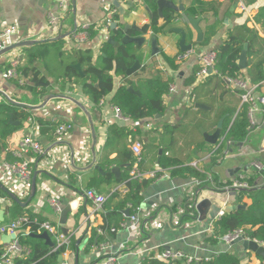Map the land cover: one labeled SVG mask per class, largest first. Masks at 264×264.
<instances>
[{"label":"crops","instance_id":"crops-1","mask_svg":"<svg viewBox=\"0 0 264 264\" xmlns=\"http://www.w3.org/2000/svg\"><path fill=\"white\" fill-rule=\"evenodd\" d=\"M66 1L69 3L68 10L63 12L60 2ZM127 1L0 0V29L9 26L16 28L13 45L24 42H43L40 45L47 46L58 44L60 53L58 56V52L55 51L49 58L36 59L31 65L28 61V52L34 46L15 48L0 55V74L13 59L19 64V72L25 68L29 70L33 68L38 74L33 91L28 90L27 80L21 78V74L22 84L16 80H3L0 76V105H8L12 102L28 107H39L32 110L24 109L29 112L34 126L37 127L35 139L44 151L53 148L50 153L34 161V169L37 165L38 171L36 194L26 207L20 206L24 209L23 213L37 215L60 230L59 214L51 203L59 202L60 210L75 203V211L68 213L63 225L71 241L66 252L61 255L63 264H99L106 256L116 257V264H140L147 256L152 254L157 256L165 252L177 253L194 260L211 259L226 252L237 254L240 262L248 258V264H264L263 260L253 253L243 252L240 245L230 246L223 240L213 244L208 241L210 223L207 226L206 223L222 208L225 192L217 187L202 188L204 182L198 180L171 178L167 170L162 171L167 175L166 179L151 180V184L157 186L169 183L171 188L167 190L168 192L181 189L182 193L171 195L165 204L161 193L158 194L157 200L155 195H150L145 190L142 204L147 207L143 208L141 205L138 212L139 224L136 228L126 226L128 220L123 214L124 218L116 225L108 226L105 223V217L118 203L117 200L109 202L110 196L114 194L121 196L126 193L125 183H119L117 179L125 173L126 168L128 169L129 164L122 162L121 157L124 150L130 151L132 139L120 140L113 136L109 147H106L110 126L123 129L129 135H133L135 141L141 143L139 162L143 173L161 171L158 167L160 157L158 152L165 151L166 155L180 159L183 166L192 167L202 176H207L211 186H215L214 182L231 183L237 175L248 172L255 179L250 189L264 187L263 179L250 165L253 162L264 165V112L260 100L264 98V82L259 86L247 85V89H254L253 99L256 110L251 118L248 117L250 128L247 138L241 143L242 146L228 141L216 150L219 141L215 145H210L204 140L203 134L211 135L215 132L219 123V119L216 121V116L221 110L226 111L225 117L220 120L221 127L226 118L230 120L228 124L230 127L241 111V106L246 103L242 102V95L237 93L240 89L234 88L225 81L222 82L215 73L207 75L209 78H198V73L195 76L200 57L214 51L225 42L229 33L245 26L257 34V38L250 37L251 50L247 51L244 69L246 77L252 65L264 56V44L259 42V40L264 41V29L254 21L258 9L264 7V0H256L253 3H249L248 0H173L176 6H182L184 10L191 6L200 9L198 15H201L202 21L199 27L203 31V40L201 43H196L195 32L187 21H184L183 14H179L177 22L167 27L165 32L156 35L159 50L157 55L152 54L149 42L152 37L151 30L145 35L129 31L132 37L144 35L146 42L140 50L141 69L124 80L136 83L148 79H160L173 87V92L168 91L163 97L164 115L138 122L131 119L122 120L115 114L112 100L123 85L122 77L113 79V91L105 96L99 105L92 104L82 91L81 84L73 86L61 81L64 66L75 63L78 53H89L92 56V63L98 65L101 57L105 56L102 51L104 44H107L110 37L115 36L110 30L111 23L135 25L139 29L150 25L151 19L143 7L130 15L126 14L124 19H111V15L117 13L113 3L125 5ZM240 4L244 5L247 11L241 12ZM49 13L58 18V28H48ZM158 25H163L162 19L158 20ZM84 26L88 27L87 30L82 28ZM175 28L187 31V43L196 44L195 52L180 51L179 36L169 34L170 29ZM84 33L86 35L80 36ZM54 39L58 42H50ZM112 48L115 51L118 47L113 45ZM163 57L168 58L171 63L165 61ZM31 74L33 72H30ZM193 77H195L194 83L185 86ZM49 97L52 98L41 107ZM197 104L203 108H197ZM198 121L205 123V126L199 130L201 139L195 131ZM67 122L72 124V131L60 139L56 138L54 128L57 123ZM167 127L173 128L174 131L167 133L165 131ZM29 131L30 126L22 124L15 134L0 143V185L12 192L14 189L11 190L5 183L14 180V177L4 175L1 172L2 166L6 159H10V154L19 149L21 140ZM221 133L220 129V135ZM169 140L172 141V146L166 145ZM233 148L241 149L246 161L240 164L222 165V160L228 155L227 151ZM132 158L135 160L133 156ZM235 159L237 160L238 157ZM246 166H249L248 169L243 171ZM114 168L119 170L118 177L111 172ZM237 168L241 171L232 174ZM130 171L131 169L128 172ZM109 174L112 176L106 180ZM87 190L106 199L96 211L85 196ZM198 191L199 194L195 196ZM19 200L24 203L26 198ZM203 200L210 201L211 206L206 220L201 223L197 221L198 213L194 207ZM10 201L6 193L4 196L0 194V227L10 224L16 217L17 211H12L16 205ZM250 203L251 199L246 194L237 195L230 206L241 205L246 208ZM189 204H193V211L191 206L187 207ZM121 223L124 224L120 227ZM110 228L115 230L111 231ZM4 236L8 235L0 233V246L3 250L12 240L5 243ZM79 239L81 243L77 245ZM186 240L192 243L190 245L184 243V249L165 250V247H169L173 241ZM140 251L143 253L137 255L136 253ZM77 254L78 258H76Z\"/></svg>","mask_w":264,"mask_h":264},{"label":"trees","instance_id":"trees-1","mask_svg":"<svg viewBox=\"0 0 264 264\" xmlns=\"http://www.w3.org/2000/svg\"><path fill=\"white\" fill-rule=\"evenodd\" d=\"M254 1L256 0H248L249 3H253ZM199 11L200 9L198 7L191 6L184 10V14L192 17H201V15H198ZM150 12L152 16L150 18L151 23L150 25L143 27V33L146 34L149 30H151L152 36L165 32L167 27L171 26L179 19V14L170 10H164L162 18L158 17L155 7L150 6ZM159 19L163 20V25L161 26L158 25ZM254 21L261 25V28L264 29V7L258 9V13L255 15ZM113 35L115 36L112 37V39L115 42L120 41L121 37L119 33L113 31ZM250 37L257 38V34L252 30H248L245 26L239 27L234 32L229 33L227 40L213 51L215 55L213 71L215 76L219 77L222 82L241 80L247 85L250 84L253 86H259L260 83L264 82V56L252 65L246 77L244 70L240 69L237 65L244 44L247 45V51L248 49L249 51L251 50L250 43L252 41H250ZM259 42L264 44V41L259 40ZM40 44H43V42L37 43L28 52V61L30 65L36 59L40 60V58H49V56L55 53V51L58 52V56L60 55L58 44L55 43L56 45L52 44V46ZM112 46L113 45L108 43L104 44L102 51L105 56L101 57V61L98 65H94L92 63V56L89 53H78L77 58L74 61L75 63L64 66L61 81L73 86L81 84L82 91L89 98L92 104L99 105L103 98L113 91V79L115 77H122L125 72L133 66L136 60L141 61L140 49L136 45H121L115 51H113L114 49ZM259 52L260 51H258V53ZM163 58L165 61L171 63L168 58ZM75 65L80 66L81 73L74 68ZM199 70L200 68L198 67L197 71H195V76ZM30 72H33V74L30 75ZM20 74L21 78H26V87L28 90L33 91L35 89L34 85L38 80V74L35 69L32 68L29 70L28 68H25L20 72ZM81 76H83V78ZM124 79L126 78H123V85L117 90L112 100L114 107L119 110L120 114L124 118L138 122L164 115L165 107L163 104V97L167 95L169 91L170 84H168V82H163L160 79H148L144 81H137L135 83L125 81ZM194 80L195 77L191 78L186 82L185 86H190L194 83ZM129 87L132 88V92L128 91ZM237 93L239 95H243L244 91L239 90ZM249 108L250 105L243 104L241 106V111L230 127H228L230 121L229 118L225 119L224 124L221 127L222 133L220 135V138L223 139V143L229 141L230 143L237 145L241 144L247 138L250 128L248 118ZM29 115V112L20 106L13 104L0 105V143L8 136H11L13 133L15 134L16 131L21 128L22 124H26L28 119L31 118ZM225 115L226 111L221 110L216 116V121L218 119L220 121L223 117H225ZM10 116L12 117V122L19 123V127L9 124ZM60 124L61 123H57L54 129H56ZM204 124L205 123L203 121H198L196 123L195 131L197 135L200 133V128L202 129L205 126ZM47 126L49 125L47 124ZM165 131L168 133L174 130L171 127H167L165 128ZM113 136H116L117 139L120 140H128L129 138H132L131 142L135 141V137L133 135H129L123 129L110 126L108 128L106 147H109L110 142L113 140ZM199 137L200 135L198 138ZM172 144L171 140L166 143L167 146H172ZM162 152V155L159 157L158 167L161 171L167 170L170 173L171 178L198 180L204 182L201 185L202 188L210 189H213V187L222 189L232 183L231 181V183L218 184L213 181L215 186H211L210 182L207 181V176H202L192 167L183 166L180 159L174 156L166 155L165 151ZM121 158L122 162L125 161V163H128L129 165L128 169L126 168L125 173L117 179V182L125 183L126 193L121 196L119 194L110 196L109 202L117 200L118 203L115 209L109 212L105 217V223L108 226L116 225L119 223V220L121 222L124 218L122 214L124 215L125 210H129V216H132L137 210H140L143 203V192L149 185H151V180L139 181L130 179L128 171L131 169L134 162L131 151L124 150ZM11 160L12 158L10 154V159H6L5 161L9 162ZM244 175L245 178H247L246 182L252 187L255 179L252 175H249L248 172ZM262 175L264 176V170ZM111 176L112 175L109 174V176L105 179L108 180ZM0 190L2 191H0V194L4 196L6 192L1 188ZM244 194L251 199L249 206L246 208L244 207L245 209L225 213L223 216L212 222L210 237L208 239L211 244L220 240L222 241L224 237L234 234L235 232H241L246 235L249 240L255 241L260 246L264 247V187L256 188L252 192L241 191L238 193V196ZM15 205L16 208L12 210L17 211L14 220L27 217L29 223L19 230V234L17 235L19 247L25 252L15 257L9 264H57V257L63 255L67 249L65 247H60L56 252H52V248L46 245L43 240L34 238V235H38L40 231L38 230V226L33 224V219H37L40 223L46 221L37 215L24 214V209L16 203ZM190 206L193 207L192 204H189L187 207L189 208ZM191 210L193 211V208H191ZM122 224L124 223H121L119 226L121 227ZM110 230L114 231L115 229L110 228ZM58 232L60 233L61 231L58 229ZM50 239L54 247L56 243L54 242L53 236H50ZM3 253L4 250L2 249V246H0V263ZM157 256L154 254L147 256L140 264H240V257L237 254L226 252L220 253L211 259L205 258L201 260H193L190 263H187L185 258H176L175 260L170 261L161 260ZM262 262H264V260Z\"/></svg>","mask_w":264,"mask_h":264},{"label":"built area","instance_id":"built-area-1","mask_svg":"<svg viewBox=\"0 0 264 264\" xmlns=\"http://www.w3.org/2000/svg\"><path fill=\"white\" fill-rule=\"evenodd\" d=\"M68 4L69 3L67 1L60 2V8L63 12H66L68 10ZM239 8L241 12L247 11L246 7L242 4L239 5ZM47 26L48 28H51V29H55L59 27L58 18L54 16L52 13H49L47 15ZM82 28L84 30H87L88 27L84 26ZM15 34H16V28L14 26L3 27L2 29H0V53L13 45V36ZM83 35H86V33L80 36H83ZM214 57L215 55L213 51L205 55H202L200 57L199 59L200 70L197 74L198 78L208 77L207 76L208 70L210 68L213 69ZM0 76L3 80H14V81L16 80V81H19V84H22V81L20 80L19 64L14 59L8 63V67L4 69V71L0 74ZM227 83L231 84L236 89L246 91L241 96V100L243 103L250 105L248 117L251 118L253 112L256 110L255 99H253L254 89L252 90L247 89V84L241 80L232 81V82L228 81ZM169 92H173V87L171 86L169 87ZM260 100H261V104L263 106V112H264V98ZM114 111L118 118H121L122 120L127 121L128 118H124L116 107ZM26 124L30 126L29 133L21 140L19 144V149L11 153L12 160L9 162L5 161V163L2 166V170H1V172H3L4 175H8V177H14V180H9L7 181V183H5V185L8 188H10L11 190L14 189V192L8 190L5 186L4 187L9 193L14 194L18 199L27 198L28 192L30 190L31 178L34 172V166H33L34 161L37 157H41V156L43 157L45 153L44 148L35 139L37 127L34 126L33 118L32 117L29 118ZM72 129H73V126L71 123H68V122L61 123L55 129V137L60 139L66 136L68 133H70ZM222 142H223V139H221V143ZM141 150H142V145L140 142L138 141L131 142L130 151L132 153V156L135 158V160L132 165L131 171L129 173L130 179H135L139 181L166 179L167 175L163 174L162 171H152L149 173H143L140 170L139 161H140V156H141ZM251 166L259 172H262L264 168V165L261 164L260 162H253ZM261 176L264 181V176L263 175ZM246 179L247 178H245L244 174H239L232 180L231 185H228L220 189L223 192H225L226 196L222 202V208L218 211L217 215L215 216V220H217L218 218H220L221 216L225 214V209L227 207H230L231 202L234 200V198L238 195L239 192L250 189V186L246 182ZM85 196L91 202L93 209L95 211L97 210V208H100L101 205H103L106 200L104 197L96 195L91 190H87L85 192ZM10 202L13 203L12 200ZM51 205L53 206L56 212L59 213L61 211L59 208L60 207L59 202L53 201ZM138 212L139 210H137L135 214H133L132 216H129L128 218V221L130 222L131 227L136 228L139 224ZM32 222L33 224L38 226L39 228L38 230L40 232H46L49 236H53L54 242L56 244L53 247L52 252H56L58 248L60 247H65L66 249L69 247L70 242H71L70 236L64 235L61 232L59 233L57 226H54L48 222L40 223L37 219H33ZM212 222H210L209 224L210 228H211ZM28 223L29 222H28L27 217H22V218H18L12 221L10 224L6 226L0 227V233L7 234L8 236H11V235L14 236L11 242L5 248L4 253L1 257L2 260L0 264H9L15 257L25 252L19 247V244L17 242V235L19 234L18 233L19 230H21L23 227L28 225ZM243 235L244 234H242L241 232H235L234 234L224 237L223 241L229 245L235 239ZM246 240L251 241L248 238ZM142 253L143 252L140 251V252H137L136 254L141 255ZM157 257L161 260H170V261H173L176 258H185L187 263H190L191 261L194 260L191 257H182V255L180 254L171 253V252H165V253L159 254ZM116 260L117 259L114 256H106L105 259L99 264H116Z\"/></svg>","mask_w":264,"mask_h":264},{"label":"water","instance_id":"water-1","mask_svg":"<svg viewBox=\"0 0 264 264\" xmlns=\"http://www.w3.org/2000/svg\"><path fill=\"white\" fill-rule=\"evenodd\" d=\"M73 5H74V1ZM113 6L117 9V13L112 14L111 15V19H124V16L126 14L130 15L132 12H137L138 9L140 7H143V9L145 10L146 13H148L149 18H151V12H150V6H153L156 8L157 11V15L159 18L163 17V13L164 10H170L173 11L177 14H183L184 17V21L189 24V26L191 27V29L195 32L196 34V43H201L203 40V31L201 30V28L199 27L200 22L202 21V17H192L190 15L184 14V8L182 6H176V4L173 2V0H128L127 3L125 5H120L118 2H114ZM74 8V6H73ZM178 21V20H177ZM176 21V22H177ZM120 26V27H119ZM118 27V28H117ZM110 30L119 33L120 35V41L119 42H115L111 37L107 40V43L110 45H115V47H119L121 45H127V44H134L136 45L140 50L141 47L144 45V43L146 42V38L144 37L145 33H143V28L139 29L137 28L135 25H128V24H118V23H111L110 25ZM129 31H133L136 34H144L141 36H135L132 37L129 34ZM192 31V32H193ZM175 34L179 36V41H178V46L181 52H195L196 51V44H194L193 42L191 43H187L188 42V33L187 31H185L184 29L181 28H175V29H170L169 34ZM61 40V39H60ZM52 41H58L57 39H54ZM150 45H151V50H152V54L153 55H157L159 53V50L157 49V38L156 36H152L149 39ZM37 43L40 42H24V43H20V44H14L12 46H10L9 48L5 49L4 51H2L0 53V55L8 52L9 50H13L15 48H20L23 46H34ZM246 56H247V45L244 44L243 46V50L241 51V54L239 56V60H238V67L242 70H244L246 67L245 62H246ZM142 64L141 61L136 60L135 63L133 64V66L131 68H129L125 74L122 76V78H128L130 76H132L135 72H137L139 69H141ZM75 69H77V71L79 73H81L80 70V66L79 65H75L74 66ZM213 74V69L210 68L208 70V75H212ZM83 78V76H81ZM45 86V85H44ZM128 91L132 92V88L129 87ZM255 96H258V94H255ZM52 97H49L48 99H46L41 107H43L45 105V103L47 101H49ZM67 99V98H66ZM10 104L16 105V106H20L22 108H26L29 110L32 109H37L39 107H28L25 105H19V104H15L10 102ZM197 108H203L201 105L197 104L196 105ZM9 124L13 125V126H19L18 122H12V117H9ZM220 129H221V121H219L217 128L215 130V132L211 135H207V134H203L204 140L209 143L210 145H215L219 140H220ZM203 133V132H202ZM92 136H94L93 131H92ZM94 144V143H93ZM221 144V141H219V145ZM229 145V144H228ZM241 145V144H240ZM242 146V145H241ZM240 146V147H241ZM53 148L48 149L47 151H45L44 156L47 155L48 153H50V151H52ZM233 150H228L227 153H232ZM226 153V154H227ZM225 154V155H226ZM158 155L161 156L162 155V151L158 152ZM38 163V161H37ZM249 166L244 167L243 171H246L248 169ZM37 165L35 166L32 178H31V183H30V190L28 192V196L25 200L24 203H21L20 200L12 193H9L5 188H3L0 185V188L3 189L7 196L17 205H20L22 207H26L31 201L32 199L35 197L36 194V188H37V176H38V171L36 170ZM241 171L240 168L235 169L232 174H238ZM111 172L116 175L117 177L119 176V170L117 168H114L111 170ZM255 189H249V190H243V192H252ZM199 192H196L195 196L198 195ZM193 205V204H192ZM211 203L208 200H203L200 201L199 203H197L195 205V210L198 213L197 214V221L199 222H204L206 220V217L209 213V209H210ZM192 207V208H193ZM76 207H75V203H71L69 206H66L65 208H63L58 214H59V224L61 226V233L64 235H67V230L64 229L63 225L66 222L67 219V215L68 213H70L71 211H75ZM240 209H244L243 206H230L227 207L225 209V213H230L234 210H240ZM129 210H125L124 211V216L127 218H129ZM195 220V218H193ZM215 220V216L211 217L210 220H208V224L212 221ZM207 224V225H208ZM130 222L127 221L126 226L129 227ZM13 235L11 236H4L3 239H5V243H9V241L11 239H13ZM34 238L37 239H41L45 241V244L48 245L50 248L53 247V244L51 243L50 237L48 236V234L46 232H42L41 234L38 235H34ZM247 236L243 235L237 239H235L233 242H231L229 245L230 246H236V245H240L241 249L243 252H251L253 253L255 256L261 258L264 260V247L260 246L258 243L253 242V241H248L246 240ZM81 243V240L79 239L77 241V245H79ZM166 249H170V247H165ZM76 258H78V254L76 255ZM77 261V259H76ZM249 260L248 258H245L244 260H242L240 262V264H248ZM57 264H63V258L61 256L57 257Z\"/></svg>","mask_w":264,"mask_h":264},{"label":"rangeland","instance_id":"rangeland-1","mask_svg":"<svg viewBox=\"0 0 264 264\" xmlns=\"http://www.w3.org/2000/svg\"><path fill=\"white\" fill-rule=\"evenodd\" d=\"M222 139V138H221ZM221 139L219 141H221ZM223 142L219 145V142L216 144V150H218L221 146H222ZM215 150V151H216ZM225 156V155H224ZM227 156V157H226ZM224 158V160H222V165H234V164H240V163H243L246 161V158L244 155H242V151L241 149H237V148H233V152L232 153H228V155H226ZM235 157H238V159L236 160ZM249 161V159H248ZM251 165V164H250ZM253 168V167H252ZM255 170V172L258 174V175H262V172H259L257 171L255 168H253ZM253 170V171H254ZM264 170V168H263ZM212 177V176H211ZM262 178V176H261ZM171 188V185L169 183H165V184H161V185H149L147 188H146V193L150 194V195H155L156 196V199L158 200V194L161 193V198H162V201L166 204L167 203V200L168 198L171 196V195H175L177 194L178 192H181L182 193V190L179 189V191H175V192H168L167 190H169ZM156 200V201H157ZM143 208H146L147 206L146 205H143ZM208 223H206V226H207ZM184 243L190 245L192 243V241H176V242H172L170 243L169 247L172 248V249H184Z\"/></svg>","mask_w":264,"mask_h":264}]
</instances>
